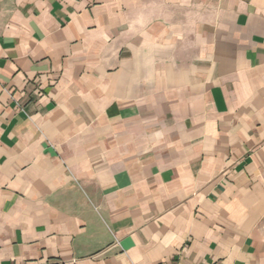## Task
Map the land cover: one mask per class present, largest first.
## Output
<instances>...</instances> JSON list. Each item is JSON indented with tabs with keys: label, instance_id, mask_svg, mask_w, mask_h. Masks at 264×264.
<instances>
[{
	"label": "crops",
	"instance_id": "obj_1",
	"mask_svg": "<svg viewBox=\"0 0 264 264\" xmlns=\"http://www.w3.org/2000/svg\"><path fill=\"white\" fill-rule=\"evenodd\" d=\"M0 264H264V0H0Z\"/></svg>",
	"mask_w": 264,
	"mask_h": 264
}]
</instances>
